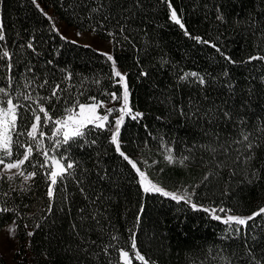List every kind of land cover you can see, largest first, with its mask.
I'll use <instances>...</instances> for the list:
<instances>
[{
  "label": "trees",
  "instance_id": "trees-1",
  "mask_svg": "<svg viewBox=\"0 0 264 264\" xmlns=\"http://www.w3.org/2000/svg\"><path fill=\"white\" fill-rule=\"evenodd\" d=\"M169 2L190 36L170 19L168 4L162 0H37L45 13L51 9L68 26L111 42L118 67L128 73L131 105L144 114L138 121L126 117L122 150L133 160L152 164L151 177L169 190L184 186L191 191L200 184L194 201L205 206H219L223 201L224 207L248 216L264 206V61H250L252 56H264V0ZM92 8L99 11L93 13ZM217 9L224 22L216 18ZM0 23L5 34L0 46L9 50L13 65L9 73L8 59H0V87L8 85L11 75L12 95L23 90L24 76L35 80L34 96H50L51 86L59 83L60 102L53 98L45 104L58 117L64 114L65 101L70 105L76 98L87 102L88 97L97 96L107 102L102 93L115 90L108 79L111 62L106 56L92 47L62 40L32 0H0ZM197 36L209 44L190 38ZM29 41L35 52L26 47ZM211 44L236 63L225 60ZM162 59L168 63L162 64ZM28 67L32 72L26 71ZM141 71L148 74L141 76ZM68 72L72 79L66 81ZM185 72H196L207 83L202 87L193 77L181 81ZM44 79L49 85L37 87ZM223 110L231 112L230 119L223 116ZM25 115L31 119L30 113ZM242 131L260 145L254 148L255 159L249 164L243 163L248 155L245 145L233 142L242 140ZM44 133L41 143L45 150L52 149L49 158L63 154L67 146L55 145L51 128L46 127ZM108 137L107 132L93 131L87 139H96L95 145L78 140L68 149L79 168L76 178L69 177L54 188L51 213L46 194L50 181H45L43 170L37 169L39 174L29 181L31 190L26 193L19 191L22 177L13 182L0 180V207L20 213L19 217L13 212L0 213V229L13 220L19 225L13 228L15 264H117L120 248L129 252L131 264H141L129 243L130 230L137 234L141 254L155 264H222L223 257L231 264H255L245 243L252 247L256 260L264 256L261 217H256L259 227L250 230L247 241L243 234L239 239H221L226 226L207 213L159 194L143 193L136 172L115 152ZM162 142L173 148L177 158L190 156L188 166L168 165ZM31 158L43 157L34 148ZM254 171L260 179L250 184ZM209 172L212 175L201 183ZM101 175L106 178L100 179ZM10 184L17 190L11 191Z\"/></svg>",
  "mask_w": 264,
  "mask_h": 264
},
{
  "label": "snow or ice",
  "instance_id": "snow-or-ice-1",
  "mask_svg": "<svg viewBox=\"0 0 264 264\" xmlns=\"http://www.w3.org/2000/svg\"><path fill=\"white\" fill-rule=\"evenodd\" d=\"M168 4L170 9V19L181 29H185V25L181 22V18L178 17L177 11L172 8V4L169 0H162ZM32 3L40 9L42 15L52 24V29L60 36L62 40H67V37L63 36L59 29L56 27L53 18L48 16L47 13L40 8V5L37 3V0H32ZM98 8H92L91 12H98ZM217 19L221 22H224V15L220 13V10L217 9ZM91 18V17H89ZM107 18V17H105ZM92 31L95 32L96 29L93 27ZM121 33L124 32V28L120 29ZM184 34L190 36V34L185 29ZM77 36H80L81 33L77 32ZM109 36H114L112 32L108 33ZM197 42H202L209 44V41H201L200 37H190ZM125 40H128V37H124ZM5 40L4 26L0 23V42ZM77 41H72L76 43ZM211 47L215 48L225 60L229 63L235 64L231 57L225 55L221 52V49L218 48L215 44H211ZM23 47V46H22ZM28 49H31L35 52L33 42L29 41L26 45ZM85 47H89L86 45ZM106 56V59L111 62L110 64V75L108 79L111 81V89H105L102 95L107 97V102L103 99L98 98L97 96H90L87 98V102H82L79 98H76L70 105L65 101V107L63 109V115L53 116L50 109L45 107V104H51L53 98L56 102L59 103L61 97L59 92L62 90L59 83L51 86L50 96H42L37 93L35 96L33 92L35 91L34 79H29L27 76L23 77V90H17L15 95L11 94V89L13 88L12 76L9 75V83L6 87H0V165H3V170H0V180H7L13 182L16 177H22L23 184L20 186L19 191L26 193L31 190V184L29 181H32L39 173L37 169L43 170L44 179L46 182L50 181L47 188V196L49 198L48 212H52V202L54 200V188L58 185H63L64 182L69 178H76V170L79 168V161H76L69 154L68 149L71 148L78 140L84 141L85 144L95 145L97 143L96 139L88 141V136L91 132H107L109 133L108 142L110 145L114 146L115 152L127 161L131 168L136 172L138 179L137 183L139 184L141 190L145 194H159L162 197L168 198L172 201H175L177 204L183 202L188 205L193 211H203L207 213L212 220L220 221L225 227V232L221 236V239H239L243 234L245 241L249 237V232L252 228L259 227L255 223L256 217H261V223H264V206H260L257 211L253 212L248 216H242L236 214L235 210L232 208L224 207V202L221 201L219 206H205L200 204L198 201H194L193 197L197 195L196 188L200 187V184H196L191 191L189 188L181 186L175 190H169L164 186L161 181L154 179L150 175V169L152 164H147L146 162L133 160L124 150H122V141L121 129L125 123L126 117L131 120L138 121L143 118V113L136 111L130 104V88L127 82V72H122L118 67L116 59L107 53H102ZM7 58L9 63L7 64L8 72L11 73L12 63L11 53L6 47L0 46V59ZM252 60H262L264 61V56H252ZM249 61V62H250ZM50 63V62H49ZM168 63L167 60L162 59V64ZM27 72H32V68L28 67ZM65 71V70H62ZM148 73L141 71V76H146ZM227 76V72L224 73ZM189 77L196 78L199 84L203 87L207 81L206 79L199 75L196 72H185L179 77L181 81L187 80ZM72 74L68 72L64 76V80H71ZM99 83V80L96 81ZM49 85V80L44 79L42 83L36 85L37 87L43 89L45 86ZM32 91H28V89ZM83 95V93H81ZM22 101H29L30 103H23ZM118 105L114 107H109L108 104ZM35 105V107H33ZM25 113H30L31 119ZM43 114V119L40 115ZM183 115V111L181 110ZM231 112L223 110V116L225 118H231ZM110 117L112 119H110ZM159 119V117H158ZM26 122V123H25ZM46 127L51 128V137L55 138V145L59 147L67 146L63 154L54 155L51 158L48 156V152L52 149L45 150L42 146L41 140L44 137V129ZM264 131V129H261ZM20 137H25L24 140H21ZM242 140L233 141L236 144L243 143L248 152V155L244 158L243 163L249 164L255 159L254 148L259 147L260 145L255 143L250 138V133L241 132ZM145 146L147 143L145 142ZM162 147L164 148L163 159L170 166H180L187 167L188 162L191 158L188 155H181L177 158L173 152V148L164 145L162 142ZM206 149L215 152L216 149L210 145L202 146ZM35 148L36 152L40 153L43 157L39 160L30 159V155L33 153ZM227 152V149H225ZM239 159V158H238ZM26 162L28 164L26 165ZM99 163V162H98ZM144 164V167L138 166V164ZM155 162H153L154 164ZM24 166V167H22ZM223 165H217V167H222ZM28 167L32 170L28 171ZM15 170V171H12ZM85 171H87L85 169ZM162 172L163 169H160ZM7 173V174H6ZM212 175L211 172L206 174L203 177L201 183H204L209 179V176ZM252 179L248 180V183H252L253 180L260 179L259 172H252ZM104 175L100 176V179H105ZM79 184L80 181L77 180ZM24 185H27L26 187ZM11 191H16V188H13L11 184L9 185ZM84 189L81 188V192ZM8 192L4 193V196L7 197ZM223 195L227 196L228 192L225 191ZM87 198V197H86ZM83 211V209L81 210ZM140 213L145 211L143 205L140 207ZM13 212L15 216L19 217L20 213L14 208L0 207V213ZM223 214V215H221ZM95 219V217H93ZM140 216H137V224H139ZM249 221L254 222L252 225H249ZM19 225L13 220V228H17ZM25 228H28V224H24ZM36 227H40L39 224ZM75 228V225H73ZM131 235L129 237V243L131 249L134 252L135 258L138 259L141 264H155L154 261L146 259L144 255L141 254L137 246L136 232L130 230ZM29 237H32L34 233L32 231L27 232ZM113 240H119L118 236H113ZM253 241L256 240V236H252ZM107 247L105 251L107 252ZM245 247L248 250V255L253 258L255 264H264V256L259 260L255 259V252L252 250V247L245 243ZM119 252V261L117 264H131L129 258V252L124 248L118 249ZM222 264H231V261L227 257L222 258Z\"/></svg>",
  "mask_w": 264,
  "mask_h": 264
},
{
  "label": "rangeland",
  "instance_id": "rangeland-1",
  "mask_svg": "<svg viewBox=\"0 0 264 264\" xmlns=\"http://www.w3.org/2000/svg\"><path fill=\"white\" fill-rule=\"evenodd\" d=\"M46 13L48 14V16L53 18L56 27L59 29L60 33L63 36L67 37V40L77 41V43L79 44L88 45L89 47H92L101 53H107L113 56L110 41L103 40L91 32H81L74 29L72 26H68L64 22L58 20L56 16L51 12V9H47ZM77 32H80L81 35L77 36ZM108 106L114 107L118 105H113L109 103ZM110 119L112 118L110 117ZM0 170H3V165H0ZM14 249L15 241L13 238V224H9L4 228L0 229V264H15L13 258Z\"/></svg>",
  "mask_w": 264,
  "mask_h": 264
}]
</instances>
